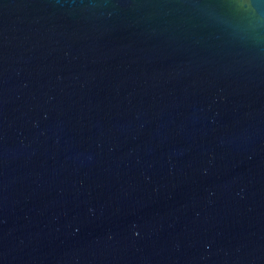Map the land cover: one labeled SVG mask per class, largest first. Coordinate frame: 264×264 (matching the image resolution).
Listing matches in <instances>:
<instances>
[{
	"label": "water",
	"instance_id": "1",
	"mask_svg": "<svg viewBox=\"0 0 264 264\" xmlns=\"http://www.w3.org/2000/svg\"><path fill=\"white\" fill-rule=\"evenodd\" d=\"M0 264H264V0H0Z\"/></svg>",
	"mask_w": 264,
	"mask_h": 264
}]
</instances>
